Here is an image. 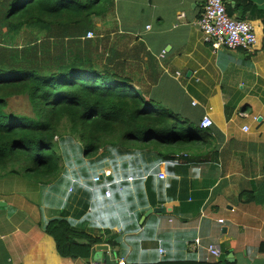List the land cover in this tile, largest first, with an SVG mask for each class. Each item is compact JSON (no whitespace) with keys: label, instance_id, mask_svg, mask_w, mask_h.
Masks as SVG:
<instances>
[{"label":"crops","instance_id":"crops-1","mask_svg":"<svg viewBox=\"0 0 264 264\" xmlns=\"http://www.w3.org/2000/svg\"><path fill=\"white\" fill-rule=\"evenodd\" d=\"M255 1L264 8V0ZM112 6L88 30L94 33L100 66L130 77L195 124L210 115L211 131L219 133L217 154L210 151L208 161L183 157L174 164L139 151L99 156L92 162L67 152L70 163L63 164L58 185L56 180L45 184L44 201L25 211L24 203L16 200L13 214L0 206V264L217 261L209 253L212 243L222 247L230 263L264 264L259 250L264 241V103L228 108L222 82L224 74L247 72L249 60L252 65L261 61L254 55L264 49L262 21L249 19L261 35L253 53L214 51L197 25L202 0H113ZM88 168L97 170L91 175ZM104 172L109 174L102 183L109 184L112 197L92 180ZM156 206L165 208L147 214ZM58 216L100 239L91 247L90 259L58 253L45 231Z\"/></svg>","mask_w":264,"mask_h":264},{"label":"trees","instance_id":"trees-1","mask_svg":"<svg viewBox=\"0 0 264 264\" xmlns=\"http://www.w3.org/2000/svg\"><path fill=\"white\" fill-rule=\"evenodd\" d=\"M228 13L260 19L255 0H224ZM113 0H0V177L25 175L40 184L59 178L65 156L61 138L74 137L85 158L107 146L161 160L187 154L210 160L217 130L203 129L169 109L130 77L100 66L94 38H85ZM26 97L32 113L16 112L13 97ZM208 147L206 149H203ZM61 150V151H60ZM60 151V152H59ZM45 231L62 257L90 259L100 239L54 217ZM264 252V241L259 244ZM157 264V263H152ZM158 264H233L163 261Z\"/></svg>","mask_w":264,"mask_h":264},{"label":"rangeland","instance_id":"rangeland-1","mask_svg":"<svg viewBox=\"0 0 264 264\" xmlns=\"http://www.w3.org/2000/svg\"><path fill=\"white\" fill-rule=\"evenodd\" d=\"M257 29L261 38L259 27ZM254 59L261 61L258 63V65H252L250 61L253 60H249L247 72L244 73L241 70L238 74H224L225 77L222 79V82L225 84L223 91L229 94L228 108L237 106H240L241 108L248 103H254L257 105L264 103V49L256 53L254 55ZM256 72H258V74H256ZM229 76L231 77L230 80H228ZM10 103L11 104L9 105L11 106L12 110L16 112L32 113L31 106L26 97H13L11 98ZM61 143L63 145L64 156L68 152V154L71 156L79 155L81 160L85 161L82 144L79 140H76L71 136H64L63 139L61 138ZM117 151H119L118 148L107 146V148H103L96 156L86 159L92 162L95 161L99 156L113 157L111 154L116 153L122 157L137 152L132 149L123 151L122 153H118ZM105 154L107 156H105ZM72 162L75 161L72 160ZM64 163L69 164L70 162L65 159ZM88 169L91 175H93L95 170H97L91 168ZM58 183L59 179L55 181V185H58ZM44 189L46 190L45 184H40L36 181L30 180L25 175L9 174L7 176L0 177V198H4V200L12 202L11 205H6V203L0 205L1 210L7 211L8 214H13L16 210L15 207L19 204V202L16 200H19L24 203V210L27 211L28 207L36 205L38 200H40V202L45 200V193L43 192ZM13 191H19L23 196H17L13 193ZM24 196H26V198ZM28 213L33 215V209H30Z\"/></svg>","mask_w":264,"mask_h":264},{"label":"built area","instance_id":"built-area-1","mask_svg":"<svg viewBox=\"0 0 264 264\" xmlns=\"http://www.w3.org/2000/svg\"><path fill=\"white\" fill-rule=\"evenodd\" d=\"M224 0H202L203 11L200 18L197 21V25L203 33L204 42L214 51L219 49L228 50H242L245 52L253 53L259 45V34L256 24L249 19H240L235 16H231L227 10V4ZM88 38H93L94 33L89 31L87 33ZM180 74V73H178ZM242 115L246 116V112H242ZM214 124L212 117L208 114L203 116V120L200 123L201 128H209ZM248 130L246 126L244 128ZM171 163H180L179 156L169 161ZM165 164V162H164ZM133 176L129 177L132 181ZM94 182H100L101 176H94ZM106 186V185H105ZM105 191L106 197L112 196V191L108 188ZM224 222L223 219L220 220ZM209 253L213 257H220L222 255V249L218 244H210ZM163 252V249L160 250ZM89 264H112L103 260H93ZM116 264H126L125 260H119Z\"/></svg>","mask_w":264,"mask_h":264},{"label":"clouds","instance_id":"clouds-1","mask_svg":"<svg viewBox=\"0 0 264 264\" xmlns=\"http://www.w3.org/2000/svg\"><path fill=\"white\" fill-rule=\"evenodd\" d=\"M95 37V36H94ZM213 126V125H212ZM211 126V127H212ZM204 129V128H203ZM206 129V128H205ZM84 155V154H83ZM183 157H186V156H188L187 154H185L184 153V155H182ZM178 157V156H177ZM176 157H174L173 159H175ZM179 158H180V161L183 159L182 157H180L179 156ZM65 159H66V157H65ZM173 159H170V160H165V162H169V161H171V160H173ZM107 175L109 174L108 172L106 173ZM106 174H105V172L104 173H101V174H95L94 176H96V175H100L101 176V181L100 182H97L98 183V188H105V191H106V189H107V184L108 183H102V181L104 180V178L106 177ZM94 176H93V179H94ZM92 179V180H93ZM128 180H129V177H128ZM74 182H76V181H74ZM93 182H94V180H93ZM77 183V182H76ZM94 183H96V182H94ZM106 185V186H105ZM74 185L72 184V186L70 187V191L72 192L73 190H74ZM108 188L111 190V188L108 186ZM106 196V195H105ZM112 197V196H111ZM199 242V239H197L196 241H195V243L197 244ZM212 244H216V243H212ZM219 245V244H218ZM209 247V246H208ZM221 247V246H220ZM221 249H222V247H221ZM211 255V254H210ZM222 255H223V250H222ZM222 255L220 256V257H214L215 259H220L221 257H222ZM212 256V255H211ZM213 257V256H212ZM100 260V259H99ZM91 261H93V260H91ZM90 261V262H91ZM104 261V260H103ZM218 261V260H217ZM107 262V261H106ZM126 262V261H125ZM110 263V262H109ZM112 264H114V263H112ZM116 264V263H115ZM127 264V263H126Z\"/></svg>","mask_w":264,"mask_h":264},{"label":"water","instance_id":"water-1","mask_svg":"<svg viewBox=\"0 0 264 264\" xmlns=\"http://www.w3.org/2000/svg\"><path fill=\"white\" fill-rule=\"evenodd\" d=\"M3 204H5V202H1V201H0V205H3ZM164 208H165V207H157V206H156V207L153 208V209H149V210L147 211V214L150 213V212H152V211H154V212H156V213L159 212V211H163ZM232 261H233V260H232Z\"/></svg>","mask_w":264,"mask_h":264}]
</instances>
